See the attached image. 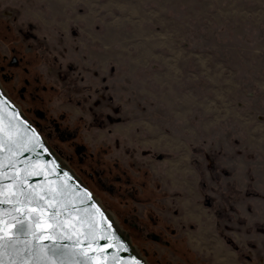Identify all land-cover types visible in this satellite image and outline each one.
<instances>
[{
	"label": "rangeland",
	"instance_id": "374dc122",
	"mask_svg": "<svg viewBox=\"0 0 264 264\" xmlns=\"http://www.w3.org/2000/svg\"><path fill=\"white\" fill-rule=\"evenodd\" d=\"M243 1L158 0V8H181V49L197 53L202 45H193V36L197 42L205 35L251 37V27L242 33L239 27L219 24L226 20L221 8H243ZM145 4L157 8L155 0ZM4 7L0 3V88L128 235L146 264H264V190L254 188L250 168L239 184L235 168L223 163L222 149L205 156L192 149L186 168L196 172L198 185L193 174H178L180 186H172L165 176L169 166L161 160L173 161V155L167 158L129 142L115 131L123 122L109 124L107 119L147 116L171 131L168 111L134 91L137 99L126 71L100 69L90 59L98 48L79 41L76 33L44 28L19 4ZM241 95L251 99L246 109L263 107L261 95L256 100L252 92ZM116 104L121 111L116 112ZM99 116L105 124L98 123ZM214 166L225 171L218 176ZM177 169L183 171V166Z\"/></svg>",
	"mask_w": 264,
	"mask_h": 264
},
{
	"label": "crops",
	"instance_id": "0c3cea01",
	"mask_svg": "<svg viewBox=\"0 0 264 264\" xmlns=\"http://www.w3.org/2000/svg\"><path fill=\"white\" fill-rule=\"evenodd\" d=\"M9 1L25 8V15L44 28L76 33L85 45L96 46L98 52H91L90 59L100 69L126 71L137 99L134 91L168 111L171 131L147 116L117 123L115 131L144 149L167 158L173 155V161L161 160L169 166L165 176L172 186H180L178 174H193L198 185L196 172L186 168L192 149L205 156L219 148L223 163L235 168L237 183L244 182L250 168L254 188L264 190V0H245L243 8H221L226 19L221 26L233 25L242 33L251 27V37L205 35L197 42L193 36L191 43L202 45L197 53L181 49L184 31L177 16L181 8H158V0L157 8H147L145 3L152 0H0L2 8ZM211 25L209 21L210 29ZM243 92L256 95L253 100L261 95L263 107L246 109L251 99ZM188 140L196 148H190Z\"/></svg>",
	"mask_w": 264,
	"mask_h": 264
},
{
	"label": "water",
	"instance_id": "95a60500",
	"mask_svg": "<svg viewBox=\"0 0 264 264\" xmlns=\"http://www.w3.org/2000/svg\"><path fill=\"white\" fill-rule=\"evenodd\" d=\"M0 115H3V123L8 125L11 123L14 130H19L21 137L20 143L24 144L27 141V137L34 132L40 139V142L43 144V148H35L34 151H24L22 147L13 146L12 152L4 151L0 152V164L6 165L2 171L7 173L9 177L15 176L17 180L26 181L23 183V188L27 191L33 187H37L42 184H47L48 181H53L51 186L56 187L58 184L67 183L72 188L75 189V199L77 206L84 208L90 207L92 204H95L96 208L100 209V212L103 213V218L98 214L94 216V220L97 223L98 229H103L105 233H110V240L99 241V244L104 247V251L100 252L95 243L92 244V247H88V241L85 240L82 236L80 240L82 241L79 246L75 245L77 240V235L74 234V226L77 230L86 231V229H81L80 225L76 219V214L73 213L72 216H69L67 212H63L61 216L57 218L58 222H63L61 226L57 227L54 224V221L51 218V213L53 209L45 207L43 210V215H41V209L37 207L35 203L29 204L27 208H21L19 205L16 207L19 211L12 213L11 215H4L5 212H12V204H2L0 205V219L7 222V227L4 231L7 232L8 236H15L18 238L21 243L18 244L17 248H23V241H31V246L36 245H46L48 258L46 261H43L42 264H61V261L64 264H74L76 260H83L82 256H73V252H80L82 249L86 250L87 256L93 257L88 264H118L117 261L113 260L114 255H118L119 261H123L124 264H131L133 260L138 262V264H146V262L141 258L133 249L128 235L120 230L115 223L111 221L109 215L103 210L99 205L95 197L91 194L89 189L82 183V181L65 165L51 150V148L43 140L42 136L38 130L23 116L19 111L16 105L11 99L2 91L0 88ZM13 116L15 118L13 119ZM25 129H28V132H25ZM31 146V145H29ZM13 152L15 155H13ZM47 165V168L44 169L45 173H51L48 175V179L45 180L44 175H28L29 172L39 171L41 167ZM53 167L56 171L52 172ZM66 174V175H65ZM0 185L9 186L8 191H18L15 187V181L13 179H3L0 180ZM83 193H87L91 199L87 204L80 205L79 199ZM15 199V197H12ZM43 203V202H41ZM27 212L34 219L38 220L39 227L35 228V231L40 234L41 238L39 240H34L32 236L21 234L18 229L19 225L13 219V216H19L21 220H27L24 213ZM108 225H111L109 228ZM0 227H3L0 225ZM67 234L72 237V239H65L64 235ZM51 236V239L47 237ZM157 239V237H155ZM111 243L113 246L108 247L107 245ZM124 245L127 251L120 250L118 245ZM67 246V247H64ZM53 249L56 251L57 255H53ZM38 249L32 247V251L36 252ZM11 258L16 259L18 264L21 260H29L31 256L29 253L24 252L20 257H17L14 252L9 250ZM9 259V257H5ZM35 264V261H33Z\"/></svg>",
	"mask_w": 264,
	"mask_h": 264
},
{
	"label": "snow or ice",
	"instance_id": "6c2138e0",
	"mask_svg": "<svg viewBox=\"0 0 264 264\" xmlns=\"http://www.w3.org/2000/svg\"><path fill=\"white\" fill-rule=\"evenodd\" d=\"M15 116H13V119ZM4 117L0 115V152L9 151L12 152L13 146L22 147L24 151H34L35 148H43V144L40 142L39 137L32 132L30 136L27 137V141L24 144L20 143L21 137L19 134V130H14L11 123L5 125L3 123ZM25 132H28V129H25ZM31 145V146H29ZM13 155L15 153L13 152ZM6 165L0 164V180L3 179H13L15 181V187L18 191L9 192L7 185H0V205L2 204H12L13 209L12 212H5L4 215H11L19 211L16 205H19L21 208H27L29 204L35 203L39 209H41V215H43V210L45 207L53 209L51 213V218L54 221L55 226L59 227L63 222H58L57 218L61 216L63 212H67L69 216H72L73 213L76 214V219L80 225L81 229H86V231L77 230L74 226V234L77 235V240L75 241V245L79 246L82 242L80 237L82 236L85 240L88 241V247L91 248L92 244L95 243L100 252L104 251V247L99 244V241L110 240V233H105L103 229H98L97 223L94 220L95 215H99L103 218V213L100 212L99 208H96L95 204H92L90 207L81 208L77 206V202L75 199V189L72 188L67 183L58 184L56 187H52L51 185L55 182L48 181L47 184H42L37 187H33L30 190H25L23 188V183L26 181V177L24 180H17L15 176L9 177L7 173H4L2 169ZM47 168V165L41 167L39 171L29 172L28 175H44L45 180L48 179V175L51 173H45L44 169ZM56 169L53 167L52 172H55ZM66 175V174H65ZM12 197H15L13 199ZM91 199V197L87 193H83L81 198L79 199V204L84 205ZM43 202V203H41ZM27 220H21L19 216H13V219L19 225L18 231L24 235H31L34 240H39L41 238L40 234L35 231L36 227H39V223L37 219H34L30 216L29 213L25 212ZM0 264H18L16 259H12L9 250L14 252L17 257H20L22 253L27 252L31 256L29 260H21L19 264H42L43 261H46L48 258V254L46 245H36L31 246V241L25 240L23 241L24 247L17 248L16 246L21 243V241L15 236H8L7 232L4 229L7 227V222L0 219ZM110 228L111 225H108ZM51 239L52 237H47ZM65 239H72L71 236L65 234ZM108 247H112L113 245L109 243ZM32 247H36L38 250L36 252L32 251ZM67 247V246H64ZM120 250L127 251L124 245H118ZM53 255H57L56 251L53 249ZM73 256H82L83 260H76L74 264H88L89 261L93 259V257L87 256L86 250H81L80 252H73ZM9 257V259H5V257ZM113 260L117 261L118 264H124L123 261H119L118 255L113 256ZM61 264H64L61 261ZM131 264H138L135 260L131 262Z\"/></svg>",
	"mask_w": 264,
	"mask_h": 264
},
{
	"label": "trees",
	"instance_id": "16d2710c",
	"mask_svg": "<svg viewBox=\"0 0 264 264\" xmlns=\"http://www.w3.org/2000/svg\"><path fill=\"white\" fill-rule=\"evenodd\" d=\"M122 110V108H121V105H118V104H116V112H119V111H121ZM103 117L104 116H99V117H97L98 119H97V121H98V123L99 124H105V121L103 120ZM108 122H109V124H111V123H116V122H124V121H128L129 119H130V117H126V116H117V115H108ZM214 156V153H211L210 155H209V157L212 159V158H214L213 157ZM221 168H218V167H216V166H214V170H215V173H217V175L218 176H220L219 175V173L220 172H222V171H225V169H223V168H225V167H222V166H220ZM212 173V172H211ZM217 178V177H216ZM128 196H129V193L127 194ZM123 224L124 225H127V227H128V229L129 228H132V227H129V224L127 223V222H123ZM134 228V227H133ZM134 229H136V227L134 228Z\"/></svg>",
	"mask_w": 264,
	"mask_h": 264
},
{
	"label": "bare ground",
	"instance_id": "6f19581e",
	"mask_svg": "<svg viewBox=\"0 0 264 264\" xmlns=\"http://www.w3.org/2000/svg\"><path fill=\"white\" fill-rule=\"evenodd\" d=\"M109 215V218L111 219V221L112 222H114V220H113V217L110 215V214H108ZM115 223V222H114ZM115 226H117V224L115 223ZM118 227V226H117ZM119 228V227H118ZM120 229V228H119Z\"/></svg>",
	"mask_w": 264,
	"mask_h": 264
},
{
	"label": "flooded vegetation",
	"instance_id": "af4514ba",
	"mask_svg": "<svg viewBox=\"0 0 264 264\" xmlns=\"http://www.w3.org/2000/svg\"><path fill=\"white\" fill-rule=\"evenodd\" d=\"M2 16H7V13H3ZM39 113V112H38ZM40 133V131H38ZM41 134V133H40ZM140 230V229H139ZM155 237H158V236H155Z\"/></svg>",
	"mask_w": 264,
	"mask_h": 264
}]
</instances>
